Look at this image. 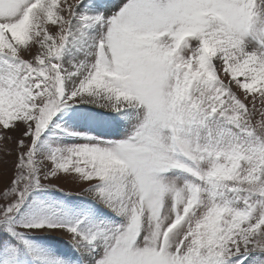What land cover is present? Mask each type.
I'll return each mask as SVG.
<instances>
[{
	"label": "snow or ice",
	"instance_id": "obj_1",
	"mask_svg": "<svg viewBox=\"0 0 264 264\" xmlns=\"http://www.w3.org/2000/svg\"><path fill=\"white\" fill-rule=\"evenodd\" d=\"M13 143L0 264H264V0H0Z\"/></svg>",
	"mask_w": 264,
	"mask_h": 264
},
{
	"label": "rangeland",
	"instance_id": "obj_2",
	"mask_svg": "<svg viewBox=\"0 0 264 264\" xmlns=\"http://www.w3.org/2000/svg\"><path fill=\"white\" fill-rule=\"evenodd\" d=\"M259 107V106H258ZM260 119L259 113L257 114V120ZM15 135H19V133H15ZM9 147L13 150L11 155H3V153H0V169L6 168L8 170V175L11 176L13 165L16 163V154H15V144H10ZM60 187L65 188L66 190H74L78 188V185L75 184L71 178H67L65 180H61L58 182ZM54 236H60L64 237L66 239V236L64 233H53Z\"/></svg>",
	"mask_w": 264,
	"mask_h": 264
}]
</instances>
